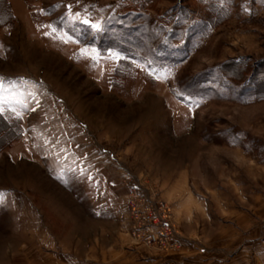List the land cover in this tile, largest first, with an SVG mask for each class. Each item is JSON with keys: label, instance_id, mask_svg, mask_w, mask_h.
I'll list each match as a JSON object with an SVG mask.
<instances>
[{"label": "rangeland", "instance_id": "374dc122", "mask_svg": "<svg viewBox=\"0 0 264 264\" xmlns=\"http://www.w3.org/2000/svg\"><path fill=\"white\" fill-rule=\"evenodd\" d=\"M8 2L0 264H264V0ZM128 184L180 245L132 235Z\"/></svg>", "mask_w": 264, "mask_h": 264}, {"label": "built area", "instance_id": "2783aa9c", "mask_svg": "<svg viewBox=\"0 0 264 264\" xmlns=\"http://www.w3.org/2000/svg\"><path fill=\"white\" fill-rule=\"evenodd\" d=\"M129 221L132 235L146 246H159L172 240L180 245L164 199H155L138 184H128Z\"/></svg>", "mask_w": 264, "mask_h": 264}, {"label": "trees", "instance_id": "16d2710c", "mask_svg": "<svg viewBox=\"0 0 264 264\" xmlns=\"http://www.w3.org/2000/svg\"><path fill=\"white\" fill-rule=\"evenodd\" d=\"M9 7V14H8V17H7V19H5L4 18V16H0V23H5L7 20L9 21L10 20V18L12 19L13 18V14H12V12H11V6H10V3L8 2V0H0V9L1 10H3L5 7ZM0 10V11H1ZM1 13V12H0ZM0 26H1V24H0ZM126 38H127V36H125ZM75 38L79 41V42H82V43H84V41H86V40H84L83 38H81V37H78V36H75ZM101 40H102V38L100 37V36H98L97 38H95V37H91V39L89 40V42L87 41L86 43L87 44H92V45H97V46H101L102 45V43H101ZM111 42H113V39H111L110 38V42H107V43H109V44H107V45H110V44H112ZM99 43H101V44H99ZM125 66H129L126 62H124V61H121L120 62V66H118L117 68H116V70H115V75H117V76H121V75H124V74H126V70H125ZM130 67V66H129ZM123 77V76H122ZM262 93H264V88H263V90L261 91V92H259V93H257L256 94V97H260V96H262Z\"/></svg>", "mask_w": 264, "mask_h": 264}, {"label": "snow or ice", "instance_id": "6c2138e0", "mask_svg": "<svg viewBox=\"0 0 264 264\" xmlns=\"http://www.w3.org/2000/svg\"><path fill=\"white\" fill-rule=\"evenodd\" d=\"M85 23H90L88 20L84 21ZM94 27H96L97 29L100 28L99 24L93 25ZM53 31H55V29H53ZM51 33H46V35H50ZM95 51V50H93ZM119 56H116V59H119ZM3 83L0 82V114H2L5 111V105L6 104H11V101L8 100L7 98H5L3 95ZM33 98L35 99V96H33ZM17 103H22L21 101H17ZM37 105H39V101L37 100ZM11 111L18 117V118H22L21 113L16 111L15 107L11 108ZM32 111H35V109H32ZM4 203V196L2 193H0V205H2Z\"/></svg>", "mask_w": 264, "mask_h": 264}]
</instances>
